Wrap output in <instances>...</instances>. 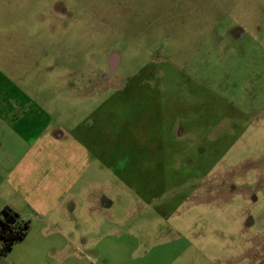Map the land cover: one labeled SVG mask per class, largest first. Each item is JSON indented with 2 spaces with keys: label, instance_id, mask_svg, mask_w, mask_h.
I'll return each instance as SVG.
<instances>
[{
  "label": "rangeland",
  "instance_id": "1",
  "mask_svg": "<svg viewBox=\"0 0 264 264\" xmlns=\"http://www.w3.org/2000/svg\"><path fill=\"white\" fill-rule=\"evenodd\" d=\"M45 124L93 199L0 264H264V0H0V162Z\"/></svg>",
  "mask_w": 264,
  "mask_h": 264
},
{
  "label": "crops",
  "instance_id": "2",
  "mask_svg": "<svg viewBox=\"0 0 264 264\" xmlns=\"http://www.w3.org/2000/svg\"><path fill=\"white\" fill-rule=\"evenodd\" d=\"M22 101L20 107H23L24 103L31 105L30 101L25 99ZM14 105L17 108L16 116L13 113L10 115L4 112L6 116L8 114L11 116L9 118L11 120L13 118L27 119L31 124H37L36 119L42 118L43 114L38 109L19 111L17 99L14 100ZM46 125L48 124L37 129L31 141L25 130L26 137L23 138L21 135V144L17 146V158L5 163L0 162V172L5 171V177H0V183L3 181L6 189L4 194H0V209L7 205L16 210L24 220L29 218L43 228H59L62 212L71 211V208L68 209L69 202L73 203L79 195L88 200L93 199V194L78 193L73 190V185L78 182L79 178L76 169L88 163L85 153H89V149L78 138L72 137L79 146V151L82 152L80 154L76 152L77 159L60 160V162L52 158L50 153L53 154L55 146L48 141L47 136H44V131L48 127ZM50 136L59 142L64 139L58 130L53 131ZM99 195L101 194H95L97 210L99 212L108 211V206L103 204V197Z\"/></svg>",
  "mask_w": 264,
  "mask_h": 264
},
{
  "label": "trees",
  "instance_id": "3",
  "mask_svg": "<svg viewBox=\"0 0 264 264\" xmlns=\"http://www.w3.org/2000/svg\"><path fill=\"white\" fill-rule=\"evenodd\" d=\"M28 221L20 217L10 206L0 209V255L9 251L13 243L23 238L28 231Z\"/></svg>",
  "mask_w": 264,
  "mask_h": 264
}]
</instances>
